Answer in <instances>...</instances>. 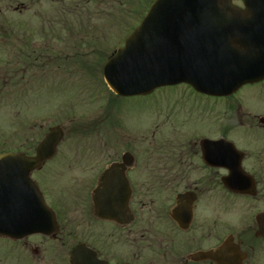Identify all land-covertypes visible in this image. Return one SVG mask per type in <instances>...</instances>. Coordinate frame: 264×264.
Returning a JSON list of instances; mask_svg holds the SVG:
<instances>
[{
    "label": "flooded vegetation",
    "instance_id": "obj_1",
    "mask_svg": "<svg viewBox=\"0 0 264 264\" xmlns=\"http://www.w3.org/2000/svg\"><path fill=\"white\" fill-rule=\"evenodd\" d=\"M93 2H98L102 12H92V19L106 13L113 16L112 12H105L108 8L136 18L134 0L124 10L121 0L84 1L87 7ZM231 2L244 8L243 0ZM31 3L41 6V0ZM8 9L12 14L23 15L28 6L21 0H11ZM4 14L0 10V35L5 42L0 45V53L6 57L0 60L3 98L10 94V67L18 68L17 74H22L23 80L28 77L29 83H50L60 57L52 13H38L43 26L35 29L39 38L35 43H29L25 34L14 37L19 41L17 52L9 49V34L15 30L9 28ZM61 30L68 33L66 42L70 48L66 45L69 50H65V62L69 63L74 42L84 46L88 39H73L86 33L82 29ZM89 30L94 33L99 29ZM103 42L105 45L104 38ZM95 45L96 52L102 51L100 44ZM114 46L108 50L114 52ZM76 52L82 55V49ZM77 57L73 61L76 66L96 67L103 63L96 56L89 60ZM262 85L264 82L248 85L237 94L222 98L228 103L224 118H234L235 113L240 127L264 131V113L249 108L245 112L243 98L242 101L237 97L248 87L257 89ZM197 94V101L187 107L180 98H168L156 117L150 118L149 127L138 131L127 123L130 114H123L129 112L120 102L114 124L119 138L114 143L107 139L106 145L99 146V151L108 153L113 149V154L77 157L80 164L69 166V161L64 160L60 171L55 165L60 163L56 155L32 172L30 183L4 182L39 192L55 212L57 222L48 234L18 239L0 237L4 239L0 242V264H85L93 256L105 264H264V220L257 219L264 213V140L242 148L228 138V131L232 130L229 125L219 127V98ZM38 136L39 141L28 148L21 141L18 146H7L0 154L33 157L43 138L40 133ZM220 138L232 141L245 154L242 168L255 181V195L236 194L225 186L229 170L218 166L214 143ZM59 186H66L62 189L65 194L57 192ZM238 200L244 201V210L255 208L251 217L233 219ZM76 250L79 256L73 260Z\"/></svg>",
    "mask_w": 264,
    "mask_h": 264
},
{
    "label": "water",
    "instance_id": "obj_2",
    "mask_svg": "<svg viewBox=\"0 0 264 264\" xmlns=\"http://www.w3.org/2000/svg\"><path fill=\"white\" fill-rule=\"evenodd\" d=\"M244 1L245 14L235 10L230 0L156 1L125 46L105 65L107 83L123 97L148 95L159 88L180 84L223 97L248 83L264 80V0ZM64 136L61 127L52 128L35 159L24 155L0 156L1 237L45 233L48 224L55 221L45 206L35 209L27 197L25 206L13 200L15 194L5 189L2 182L18 172H23L29 181L36 166L55 155ZM225 145L219 144L217 149L222 158L219 165L230 170L227 186L237 193L250 192L251 178L241 169L243 155L232 144ZM258 219H264V215ZM73 258H78L77 251ZM90 264L102 263L95 259Z\"/></svg>",
    "mask_w": 264,
    "mask_h": 264
},
{
    "label": "rangeland",
    "instance_id": "obj_3",
    "mask_svg": "<svg viewBox=\"0 0 264 264\" xmlns=\"http://www.w3.org/2000/svg\"><path fill=\"white\" fill-rule=\"evenodd\" d=\"M11 0H0V10L9 21L10 29L16 35H23L30 39L29 43H35L38 38V33L35 29L42 27V22L39 20V14H53L54 25L57 29V53L60 56L58 66L56 67V76L50 83L42 82L39 85L28 82V77L22 81V74L18 76H10V94L2 97L0 94V150L7 146H18L21 141H25L26 148L32 145L35 141H39L38 134L43 137L49 128L53 126H62L66 129L65 140L61 143L58 149L57 156L62 158L57 159L55 164L59 168L64 167V160L69 161L68 166L74 162L81 160L77 157L85 156H105L113 154L111 152L99 151V146L106 145V140L112 143L119 138V133L114 127L116 119L119 117L118 105L119 100L109 90L101 77V67L92 66L86 73V69L76 66L73 62L76 59H96L106 60L110 53L108 47H115L122 43L125 35L131 28L139 24V20L146 10L149 0H134V9L137 10L136 18L131 19L129 15L118 13L113 9L108 8L106 11L113 13V16H108L107 13L100 14V17L92 19L91 13L102 12L98 2L91 3L88 7L84 3L85 0H41V6L31 3V0H21L22 3L28 6L27 13L20 15L12 14V10L8 9V4ZM40 1V0H39ZM121 9L124 10L131 0H121ZM66 12V14H61ZM70 12L69 14H67ZM82 14L81 16H79ZM52 17V16H51ZM85 18L89 23H84ZM93 20V21H92ZM2 19L0 18V24ZM83 27V28H82ZM82 29L85 34L74 36L73 39L81 40L82 37L87 38L86 45H78L74 42L72 62H65V50H69L67 44V31L61 29ZM90 28H98L96 32L89 30ZM88 29V31H87ZM10 32V33H13ZM92 34V35H91ZM0 35V44L2 40ZM62 37L63 39H60ZM103 38L106 40L104 45ZM96 40L97 42H95ZM100 44L102 51H97L95 44ZM10 43L9 49L12 52ZM66 45L68 47H66ZM82 49V55H79L76 50ZM95 51V52H94ZM96 56V57H95ZM63 58V62L62 59ZM6 59L0 53V60ZM82 64V62H79ZM10 74H17V68L10 67ZM200 96L188 85H179L175 87H167L157 90L149 96L129 97L121 103L123 109H127L123 114H130L127 123L136 128L143 130L149 127L150 118H155L158 109L164 107L165 101L168 98L176 100L180 98V102L184 107L197 101ZM238 97L244 100L245 112L249 108L250 111L260 110L264 113V85L261 87L246 88ZM242 100V101H243ZM228 103L226 100H218L219 127L229 125L232 130L228 131V138L238 142L242 148L247 149L254 141L264 140V131L249 130L247 127H240L236 114L233 113L227 119L224 115L227 112ZM227 109V110H226ZM104 119L107 125H104ZM125 119V116H124ZM232 119V120H231ZM108 120V121H107ZM127 119H125L126 121ZM124 121V123H125ZM119 123V122H118ZM20 126L18 129L17 127ZM21 134V137L19 135ZM222 132L219 128V137ZM19 136V137H18ZM108 142V146H111ZM113 147H115L113 145ZM110 149V148H109ZM116 150V149H115ZM97 164V161H94ZM45 172V171H44ZM66 186H59L58 193ZM254 209L249 208L244 210V201H236V208L233 214V219H243L246 216H252ZM4 239H0L2 242ZM1 244V243H0Z\"/></svg>",
    "mask_w": 264,
    "mask_h": 264
}]
</instances>
